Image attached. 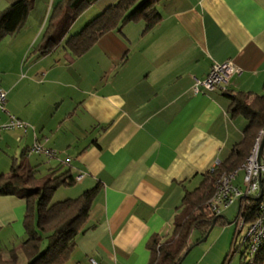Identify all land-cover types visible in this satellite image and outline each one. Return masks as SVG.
Listing matches in <instances>:
<instances>
[{"label": "crops", "instance_id": "0c3cea01", "mask_svg": "<svg viewBox=\"0 0 264 264\" xmlns=\"http://www.w3.org/2000/svg\"><path fill=\"white\" fill-rule=\"evenodd\" d=\"M58 1L49 0L44 16L32 10L23 30L0 41V89L7 93L0 125L11 114L30 126L0 134V176L15 163L36 168L39 180L57 169L84 173L59 200L99 188L69 264H151L153 239L170 243L184 221L186 194L244 138L248 123L232 117L229 95L264 96V0H163L162 20L150 31L144 22L128 23L81 57L63 45L42 56L37 48ZM118 1L97 2L69 36L93 10L99 16ZM226 62L237 73L225 89L195 93L196 82ZM35 142L57 159L30 154ZM26 211L25 200L0 196V257L8 264L14 256L15 264H28ZM220 217L219 232L206 242L192 233L181 264H229L236 229Z\"/></svg>", "mask_w": 264, "mask_h": 264}, {"label": "trees", "instance_id": "16d2710c", "mask_svg": "<svg viewBox=\"0 0 264 264\" xmlns=\"http://www.w3.org/2000/svg\"><path fill=\"white\" fill-rule=\"evenodd\" d=\"M36 1L14 0L0 13V41L23 30ZM99 1L59 0L52 7L44 42L39 45L37 52L42 56L48 55L63 45L74 57H81L102 36L118 31L128 23L144 22L146 31H150L162 20L157 7L163 0H119L90 21L77 35L69 36L74 22ZM229 98L232 117L243 118L248 123L244 138L234 147L226 162L205 176L204 182L195 192L186 194L185 219L175 226L170 243H163L156 237L153 239L151 264H181L194 245L189 243L192 233L199 230L204 238L214 221H219L221 217L214 216L207 206L216 192L217 181L223 173L240 169L250 156L260 131L264 129V96L239 92L229 95ZM37 174L36 168L26 169L24 165L15 163L9 175L0 176V196H15L27 203L24 221L27 239L22 250L28 264H69L77 239L89 230L91 211L99 188L86 191L76 199L54 204L52 200L56 191L74 187L75 176L71 170L62 172L57 169L51 173V178L39 186ZM15 262L16 256L11 264ZM0 264L8 263L0 257ZM241 264H264V246L251 262L243 261Z\"/></svg>", "mask_w": 264, "mask_h": 264}, {"label": "built area", "instance_id": "2783aa9c", "mask_svg": "<svg viewBox=\"0 0 264 264\" xmlns=\"http://www.w3.org/2000/svg\"><path fill=\"white\" fill-rule=\"evenodd\" d=\"M237 73V68L232 62L223 64L215 63L209 75L204 81H197L194 91L200 93L202 90L214 91L225 89L230 79ZM7 93L0 89V112L7 113ZM8 121L0 125V134L15 130H23L27 133L29 125L8 114ZM30 154H44L49 159H57L58 154L50 149H46L40 142L29 149ZM64 164L70 165L71 159L65 160ZM221 163L217 161L211 170L214 172ZM239 171H244L245 190L235 184ZM85 177L84 173H79L76 183H80ZM239 202V210L235 220L236 247L239 235L246 228V235L243 238V245L247 250L251 260H253L261 248L264 246V129H262L255 141L254 147L247 161L240 169L232 173H223L217 181L215 194L209 199L207 206L214 216H220L224 209L230 208ZM236 251V250H235ZM92 264H97L91 260Z\"/></svg>", "mask_w": 264, "mask_h": 264}, {"label": "rangeland", "instance_id": "374dc122", "mask_svg": "<svg viewBox=\"0 0 264 264\" xmlns=\"http://www.w3.org/2000/svg\"><path fill=\"white\" fill-rule=\"evenodd\" d=\"M12 1L13 0H0V13L3 12L5 9H7L11 5ZM49 6H50L49 0H38L36 2V5H35V8L33 9V11H38L37 12L38 14L40 13V14H43V16H44V14H47ZM97 17H98V15L95 13V10H93V12L88 14V16L84 20H82V22L84 21L83 22L84 24H88L90 21L94 20ZM40 20H41V18H40ZM82 22H80V24H78L73 29V32H72L71 36H75L79 32H81V30H82L81 26L83 25V24H81ZM64 165H65L64 166V170H66L69 167V165H66V164H64ZM51 177H52L51 174L49 175V174H46V172H44V175L42 174L41 177H40V185L39 186H42L43 183L45 181H47L49 178H51ZM244 177H245L244 171H239L238 177H237V179L235 181V183L237 185H239V187L242 190H245V184L243 182L244 181ZM69 188H73V187H69ZM66 189H68V188H60L59 190L56 191V193L54 195V198L52 200V202L54 204L58 203L59 200H61V195H63L64 193H67ZM238 209H239V203L237 202L236 204H234L230 208L223 210V215L226 217L228 222L233 223L231 225V226L234 227L233 229H236V226H235L234 223H235V220L237 218ZM219 227H221V226L218 225L217 228L213 229V231H212L213 234L212 235H214L215 233L217 234L219 232V230H217V231L215 230V229H218ZM245 235H246V228L244 229V231L238 237V241H237L236 247L233 248L234 251L236 250V252L232 253L233 258L229 262V264H241V262H243V261L247 262V263L251 262V258L249 256L247 250L245 249V246L243 245V238L245 237ZM195 237H196V235L193 234V236L191 237V241L194 240Z\"/></svg>", "mask_w": 264, "mask_h": 264}, {"label": "water", "instance_id": "95a60500", "mask_svg": "<svg viewBox=\"0 0 264 264\" xmlns=\"http://www.w3.org/2000/svg\"><path fill=\"white\" fill-rule=\"evenodd\" d=\"M216 221H217V220L214 221L213 226H212L211 229L208 231L207 235H206V236L200 241V243H204V242L207 241L209 235L211 234V232H212L213 229H214V226H215V224H216ZM200 243H199V244H200ZM190 251H191V248L188 250V252L186 253V255H187ZM186 255H185V256H186ZM184 258H185V257H184Z\"/></svg>", "mask_w": 264, "mask_h": 264}]
</instances>
